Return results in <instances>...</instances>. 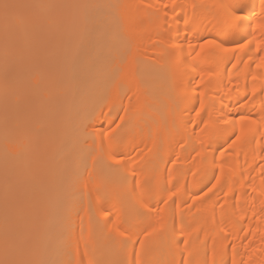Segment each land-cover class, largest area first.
I'll list each match as a JSON object with an SVG mask.
<instances>
[{
  "label": "bare ground",
  "instance_id": "bare-ground-1",
  "mask_svg": "<svg viewBox=\"0 0 264 264\" xmlns=\"http://www.w3.org/2000/svg\"><path fill=\"white\" fill-rule=\"evenodd\" d=\"M237 2H115L126 17L114 30L131 34L130 49L122 48L127 54L118 49L112 57L124 63L121 77L129 88L122 99L116 82L109 102L81 132L94 130L97 148L114 163L133 207L121 212L117 199L105 204L103 193L90 194L97 214L110 207L101 218V245L115 237L112 249L123 251L122 264H138L137 253L139 264H264V10L262 0H245L238 22L226 7ZM207 40L221 47L201 51ZM147 60L167 85L155 78L148 86L141 82L139 65ZM150 85L162 91L153 94ZM155 107L163 116L151 128L147 120L121 133ZM119 114L117 127L108 130ZM126 212L137 230L129 228Z\"/></svg>",
  "mask_w": 264,
  "mask_h": 264
},
{
  "label": "rangeland",
  "instance_id": "rangeland-1",
  "mask_svg": "<svg viewBox=\"0 0 264 264\" xmlns=\"http://www.w3.org/2000/svg\"><path fill=\"white\" fill-rule=\"evenodd\" d=\"M70 1L91 7L20 8L8 19L0 8V261L31 259L38 253L51 264L124 263L123 251L112 249L115 237L112 244L101 245V218L110 207L105 205L107 209L97 214L90 194L103 193L105 204L117 199L116 209L121 212L133 207L128 206L114 163L97 148L94 130L82 133L81 127L109 102L116 82L120 81L122 99L129 88L121 77L124 63H115L113 57L127 54L131 33L119 30L126 17V11L115 7L119 0ZM117 26L120 32L114 30ZM148 63L139 65L145 73L141 82L155 78L167 85L168 79L165 82L155 74L159 67ZM153 85L150 92L162 91ZM140 116L131 128H120L121 133L126 136V130L147 120L151 128L156 116L163 115L155 107ZM119 117L108 130L117 127ZM124 215L130 218L129 228L137 230L131 213ZM77 241L86 245L77 248ZM161 243L162 250L169 247L168 242Z\"/></svg>",
  "mask_w": 264,
  "mask_h": 264
},
{
  "label": "snow or ice",
  "instance_id": "snow-or-ice-1",
  "mask_svg": "<svg viewBox=\"0 0 264 264\" xmlns=\"http://www.w3.org/2000/svg\"><path fill=\"white\" fill-rule=\"evenodd\" d=\"M245 0H238L237 3L232 5H227L226 7L230 9L229 15H233L234 13H237L234 15V19L238 22L243 20V16L238 14L239 10L243 8ZM91 5L87 3H71V2H56V3H35V4H21L17 2V0H2V3H0V8L3 9L5 19L10 18L13 16V14L16 12V10L20 8L24 9H33V8H79L82 10H86ZM165 8L168 7L167 4L164 5ZM261 8L264 10V0L261 2ZM179 47V45H176ZM217 47L220 48L221 45L214 44L213 41L207 40L204 43L201 44V51L204 50L205 47ZM191 47V45H190ZM243 47V46H241ZM223 51L227 52L229 51L228 48H222ZM129 62L134 65L135 64V58L132 52H129ZM261 62L264 63V57L261 58ZM245 118L241 117V120L243 121ZM237 140L240 139V136L236 137ZM235 142V141H234ZM116 163H120V161H115ZM143 247V244H142ZM139 253H137L138 257V264H139ZM0 264H51L50 261H47L45 259L40 258L39 254L37 253L34 258L31 259H25V260H4L0 261Z\"/></svg>",
  "mask_w": 264,
  "mask_h": 264
}]
</instances>
